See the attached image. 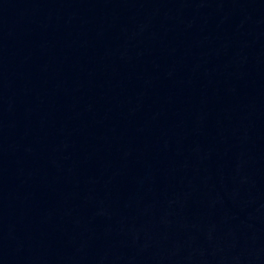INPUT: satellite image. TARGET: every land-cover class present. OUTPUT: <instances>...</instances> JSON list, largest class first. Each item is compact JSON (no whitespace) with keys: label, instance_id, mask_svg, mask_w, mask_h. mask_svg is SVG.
Returning <instances> with one entry per match:
<instances>
[{"label":"water","instance_id":"water-1","mask_svg":"<svg viewBox=\"0 0 264 264\" xmlns=\"http://www.w3.org/2000/svg\"><path fill=\"white\" fill-rule=\"evenodd\" d=\"M0 264H264V0H0Z\"/></svg>","mask_w":264,"mask_h":264}]
</instances>
